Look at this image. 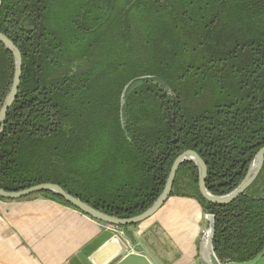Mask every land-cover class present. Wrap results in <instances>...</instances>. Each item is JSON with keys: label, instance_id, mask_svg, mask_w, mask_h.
I'll list each match as a JSON object with an SVG mask.
<instances>
[{"label": "trees", "instance_id": "16d2710c", "mask_svg": "<svg viewBox=\"0 0 264 264\" xmlns=\"http://www.w3.org/2000/svg\"><path fill=\"white\" fill-rule=\"evenodd\" d=\"M0 32L22 61L0 132L4 190L56 183L129 218L155 201L184 150L223 195L264 146V0H0ZM13 75L0 42V107ZM263 173L264 163L244 193L215 204L194 162L177 169L169 196L214 215L221 261L264 248ZM38 194L73 207L48 191L23 198Z\"/></svg>", "mask_w": 264, "mask_h": 264}, {"label": "crops", "instance_id": "0c3cea01", "mask_svg": "<svg viewBox=\"0 0 264 264\" xmlns=\"http://www.w3.org/2000/svg\"><path fill=\"white\" fill-rule=\"evenodd\" d=\"M109 225L43 195L0 198V264H72V258ZM207 220L194 197L170 195L144 221L118 227L127 251L151 264H199Z\"/></svg>", "mask_w": 264, "mask_h": 264}, {"label": "water", "instance_id": "95a60500", "mask_svg": "<svg viewBox=\"0 0 264 264\" xmlns=\"http://www.w3.org/2000/svg\"><path fill=\"white\" fill-rule=\"evenodd\" d=\"M0 42L8 49L14 58V75L11 86L0 107V132L5 120L6 112L17 96L22 69L21 53L16 45L0 32ZM184 161H192L198 169V189L201 196L215 204H227L244 191L256 180L264 163V146L259 148L252 159L244 177L231 191L223 195H213L205 186L207 173L206 164L194 150L187 149L174 159L168 173L165 185L155 201L143 212L129 218H118L95 209L81 199L65 191L60 185L51 182L38 183L33 186L7 191L0 188V197L8 200L21 199L34 193L52 192L71 204L82 213L100 222L106 223L108 228L103 229L94 239L87 243L72 258V264H151L142 254L127 251V245L114 227L140 223L152 216L169 196L179 165ZM207 227L203 230L198 243L199 264H264V248L252 259L243 262L221 261L213 250V235L215 231L214 215L205 214Z\"/></svg>", "mask_w": 264, "mask_h": 264}, {"label": "rangeland", "instance_id": "374dc122", "mask_svg": "<svg viewBox=\"0 0 264 264\" xmlns=\"http://www.w3.org/2000/svg\"><path fill=\"white\" fill-rule=\"evenodd\" d=\"M261 178H263V180H264V173H263V175H262V177ZM258 188V189H257ZM256 189H254V190H258L260 193L262 192H264V182L261 184L260 183V186H258ZM183 189L182 188H179V191H182ZM257 194V193H256Z\"/></svg>", "mask_w": 264, "mask_h": 264}, {"label": "built area", "instance_id": "2783aa9c", "mask_svg": "<svg viewBox=\"0 0 264 264\" xmlns=\"http://www.w3.org/2000/svg\"><path fill=\"white\" fill-rule=\"evenodd\" d=\"M112 228H115L116 230H119L118 227L111 226Z\"/></svg>", "mask_w": 264, "mask_h": 264}]
</instances>
